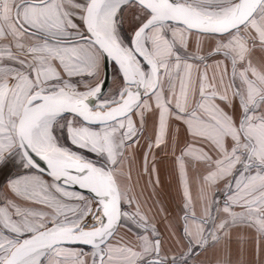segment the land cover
<instances>
[{"label": "snow or ice", "instance_id": "obj_1", "mask_svg": "<svg viewBox=\"0 0 264 264\" xmlns=\"http://www.w3.org/2000/svg\"><path fill=\"white\" fill-rule=\"evenodd\" d=\"M0 264H264V0H0Z\"/></svg>", "mask_w": 264, "mask_h": 264}, {"label": "crops", "instance_id": "obj_2", "mask_svg": "<svg viewBox=\"0 0 264 264\" xmlns=\"http://www.w3.org/2000/svg\"><path fill=\"white\" fill-rule=\"evenodd\" d=\"M160 169V180L163 187L159 190L160 191V199L164 201L165 206L168 208L169 212L175 214L177 210V205L179 204V196L177 193V179L176 176L171 171V162L164 161L159 165ZM147 179V178H145ZM151 189L145 193L147 196L150 193ZM151 204V201H149ZM156 209H153V212L150 215L155 214ZM157 220H160V217H156ZM158 227L161 231L164 230V225L162 223L158 224Z\"/></svg>", "mask_w": 264, "mask_h": 264}]
</instances>
